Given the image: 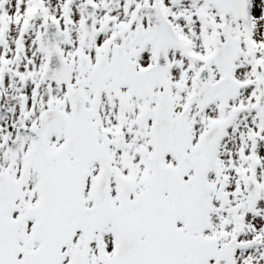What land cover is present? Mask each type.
Returning a JSON list of instances; mask_svg holds the SVG:
<instances>
[{
  "label": "snow or ice",
  "instance_id": "snow-or-ice-1",
  "mask_svg": "<svg viewBox=\"0 0 264 264\" xmlns=\"http://www.w3.org/2000/svg\"><path fill=\"white\" fill-rule=\"evenodd\" d=\"M0 264H264V0H0Z\"/></svg>",
  "mask_w": 264,
  "mask_h": 264
}]
</instances>
